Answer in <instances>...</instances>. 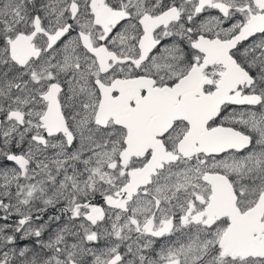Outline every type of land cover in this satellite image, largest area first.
Returning a JSON list of instances; mask_svg holds the SVG:
<instances>
[{"label": "snow or ice", "instance_id": "obj_1", "mask_svg": "<svg viewBox=\"0 0 264 264\" xmlns=\"http://www.w3.org/2000/svg\"><path fill=\"white\" fill-rule=\"evenodd\" d=\"M0 264H264V0H0Z\"/></svg>", "mask_w": 264, "mask_h": 264}]
</instances>
